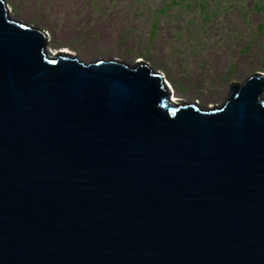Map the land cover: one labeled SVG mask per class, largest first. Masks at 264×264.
I'll return each instance as SVG.
<instances>
[{
    "label": "water",
    "instance_id": "obj_1",
    "mask_svg": "<svg viewBox=\"0 0 264 264\" xmlns=\"http://www.w3.org/2000/svg\"><path fill=\"white\" fill-rule=\"evenodd\" d=\"M48 44L0 0V264H264V74L204 110Z\"/></svg>",
    "mask_w": 264,
    "mask_h": 264
},
{
    "label": "rangeland",
    "instance_id": "obj_2",
    "mask_svg": "<svg viewBox=\"0 0 264 264\" xmlns=\"http://www.w3.org/2000/svg\"><path fill=\"white\" fill-rule=\"evenodd\" d=\"M11 17L45 32L48 50L86 65L138 62L176 100L221 108L233 85L264 74V0H4ZM63 51V52H62Z\"/></svg>",
    "mask_w": 264,
    "mask_h": 264
},
{
    "label": "bare ground",
    "instance_id": "obj_3",
    "mask_svg": "<svg viewBox=\"0 0 264 264\" xmlns=\"http://www.w3.org/2000/svg\"><path fill=\"white\" fill-rule=\"evenodd\" d=\"M62 52H63V51H62ZM63 53H65V54H66V53H68V51L66 50V51H64ZM52 54H53V55H57V53H55V54H54L53 52H52ZM58 54H59V53H58ZM68 55H71V54H68ZM169 87L171 88V86H170V85H169ZM171 90H172V92L174 93V91H173V89H172V88H171ZM173 98L176 100V97H175V95L173 96Z\"/></svg>",
    "mask_w": 264,
    "mask_h": 264
},
{
    "label": "trees",
    "instance_id": "obj_4",
    "mask_svg": "<svg viewBox=\"0 0 264 264\" xmlns=\"http://www.w3.org/2000/svg\"><path fill=\"white\" fill-rule=\"evenodd\" d=\"M173 4H175L176 2H175V0H170Z\"/></svg>",
    "mask_w": 264,
    "mask_h": 264
},
{
    "label": "clouds",
    "instance_id": "obj_5",
    "mask_svg": "<svg viewBox=\"0 0 264 264\" xmlns=\"http://www.w3.org/2000/svg\"><path fill=\"white\" fill-rule=\"evenodd\" d=\"M3 1H4V0H3ZM48 38H49V37H48ZM162 76H163V75H162ZM167 84H168V83H167ZM168 85H169V84H168ZM172 93H173V92H172ZM173 99H174V98H173ZM174 101H178V99H177V100L174 99ZM181 101H182V100H181Z\"/></svg>",
    "mask_w": 264,
    "mask_h": 264
}]
</instances>
